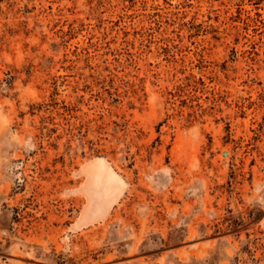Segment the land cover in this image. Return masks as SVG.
Segmentation results:
<instances>
[{"label": "rangeland", "instance_id": "obj_1", "mask_svg": "<svg viewBox=\"0 0 264 264\" xmlns=\"http://www.w3.org/2000/svg\"><path fill=\"white\" fill-rule=\"evenodd\" d=\"M0 264H264V0H0Z\"/></svg>", "mask_w": 264, "mask_h": 264}]
</instances>
